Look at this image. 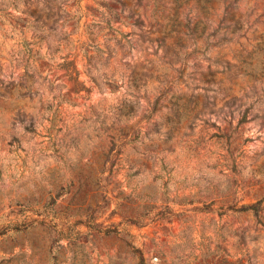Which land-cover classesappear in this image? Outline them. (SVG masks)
Segmentation results:
<instances>
[{
  "label": "rangeland",
  "instance_id": "374dc122",
  "mask_svg": "<svg viewBox=\"0 0 264 264\" xmlns=\"http://www.w3.org/2000/svg\"><path fill=\"white\" fill-rule=\"evenodd\" d=\"M2 231L0 264H264V0H0Z\"/></svg>",
  "mask_w": 264,
  "mask_h": 264
},
{
  "label": "trees",
  "instance_id": "16d2710c",
  "mask_svg": "<svg viewBox=\"0 0 264 264\" xmlns=\"http://www.w3.org/2000/svg\"><path fill=\"white\" fill-rule=\"evenodd\" d=\"M241 28V27H240ZM240 28H236L237 30H239ZM204 32V27L202 28V31L201 33ZM64 68L67 70V74L68 76L71 78V79H74L75 81L78 82L79 80V75H80V72H79V69L77 68V65H76V62L75 60H71V59H67L64 64H63ZM56 203V201H52V202H49L47 205H45V207H47L48 205H54ZM245 209H253L255 211L256 214H259V209L256 207V206H248V207H244ZM27 210L29 211H35L37 212V214H42V211H40V209H31V208H27ZM34 220L32 221H29V224H31ZM14 228L16 229H19L20 227H18V225H16ZM112 231V229L110 228H107L105 229V232H110ZM114 231V230H113ZM5 233V231H2L0 234H3ZM136 254L138 255V258H139V263L140 264H146L145 262V259L142 255V252L139 248H134Z\"/></svg>",
  "mask_w": 264,
  "mask_h": 264
}]
</instances>
